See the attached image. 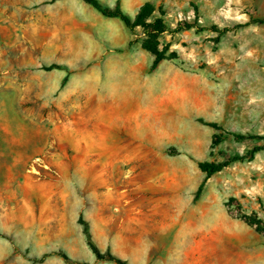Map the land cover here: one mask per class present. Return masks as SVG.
<instances>
[{
  "label": "rangeland",
  "instance_id": "rangeland-1",
  "mask_svg": "<svg viewBox=\"0 0 264 264\" xmlns=\"http://www.w3.org/2000/svg\"><path fill=\"white\" fill-rule=\"evenodd\" d=\"M55 1L0 0V264H116L81 218L127 264H264V234L242 219L264 221V150L195 199L199 162L264 146L207 125L264 137V0H100L230 28L163 35L155 71L119 19Z\"/></svg>",
  "mask_w": 264,
  "mask_h": 264
},
{
  "label": "trees",
  "instance_id": "trees-1",
  "mask_svg": "<svg viewBox=\"0 0 264 264\" xmlns=\"http://www.w3.org/2000/svg\"><path fill=\"white\" fill-rule=\"evenodd\" d=\"M83 2L89 4L96 11H98L102 16L111 19H119L125 26V28L133 36V39L128 42V47L131 48L136 43H140L142 48L154 56V61L151 67L152 71H155L160 64L168 60L170 55L168 54L170 49V44H166L162 47L160 38L165 34L175 35L180 33L184 29H196L197 31L211 30L217 34L216 40L225 36L230 28H220L218 25H212L210 27L202 25L199 20L189 21L185 20L179 22L176 28L170 26L167 16L168 12L164 6H158L152 1L145 2L138 10L134 17L127 14L121 7L120 3H117L114 7L104 5L100 0H82ZM197 11V9H196ZM236 25L234 29L242 28L247 26ZM122 51V50H119ZM59 68L57 66H52L50 69ZM217 131H222L226 136H231L237 142H243L246 140L264 139L258 135L244 134L240 132H229L223 130L220 125L216 123L207 124ZM223 134L214 135L213 145H217L222 142ZM264 150V146L255 147L244 156H233L228 158L223 162H210L203 161L198 163L200 171L205 175L204 181L200 184L198 191L196 193L195 199L198 200L202 193L204 192L206 182L215 174L222 172L226 167L237 162H243L245 160H251L254 158L255 154ZM242 219L251 227H254L257 232L264 234V221L258 219L254 216H242ZM80 223L84 226V233L87 238V242L92 252L96 256L98 261L102 262H113L116 264H127L126 261L114 256L110 252L102 253L96 243L94 242L89 224L82 218ZM51 254L45 255L42 260L49 257ZM65 261L69 262L70 259L66 254H60Z\"/></svg>",
  "mask_w": 264,
  "mask_h": 264
},
{
  "label": "crops",
  "instance_id": "crops-1",
  "mask_svg": "<svg viewBox=\"0 0 264 264\" xmlns=\"http://www.w3.org/2000/svg\"><path fill=\"white\" fill-rule=\"evenodd\" d=\"M34 1L35 2H37V1L38 2H44V1H48V0H26L27 3L34 2ZM58 1H60V0H56L55 2H58Z\"/></svg>",
  "mask_w": 264,
  "mask_h": 264
}]
</instances>
